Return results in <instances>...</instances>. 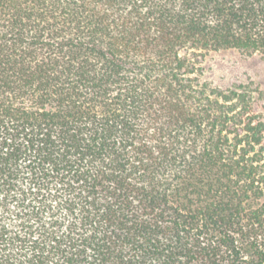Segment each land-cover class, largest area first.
<instances>
[{
	"label": "trees",
	"instance_id": "obj_1",
	"mask_svg": "<svg viewBox=\"0 0 264 264\" xmlns=\"http://www.w3.org/2000/svg\"><path fill=\"white\" fill-rule=\"evenodd\" d=\"M264 0H0V264H264Z\"/></svg>",
	"mask_w": 264,
	"mask_h": 264
},
{
	"label": "rangeland",
	"instance_id": "obj_2",
	"mask_svg": "<svg viewBox=\"0 0 264 264\" xmlns=\"http://www.w3.org/2000/svg\"><path fill=\"white\" fill-rule=\"evenodd\" d=\"M204 77L215 85H231L237 79L250 78L264 89V56L244 55L236 50L210 52L202 62Z\"/></svg>",
	"mask_w": 264,
	"mask_h": 264
}]
</instances>
